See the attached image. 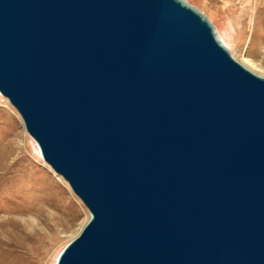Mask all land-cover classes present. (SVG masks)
Returning <instances> with one entry per match:
<instances>
[{"label": "water", "instance_id": "95a60500", "mask_svg": "<svg viewBox=\"0 0 264 264\" xmlns=\"http://www.w3.org/2000/svg\"><path fill=\"white\" fill-rule=\"evenodd\" d=\"M0 96L88 212L55 264H264V77L183 0H0Z\"/></svg>", "mask_w": 264, "mask_h": 264}, {"label": "rangeland", "instance_id": "374dc122", "mask_svg": "<svg viewBox=\"0 0 264 264\" xmlns=\"http://www.w3.org/2000/svg\"><path fill=\"white\" fill-rule=\"evenodd\" d=\"M186 1L228 42L236 62L264 77V0ZM246 61L258 67L250 70ZM34 146L19 115L0 97V151H8L0 169V264H54L88 220Z\"/></svg>", "mask_w": 264, "mask_h": 264}, {"label": "bare ground", "instance_id": "6f19581e", "mask_svg": "<svg viewBox=\"0 0 264 264\" xmlns=\"http://www.w3.org/2000/svg\"><path fill=\"white\" fill-rule=\"evenodd\" d=\"M184 2H186V3H188L186 0H183ZM189 4V3H188ZM214 30H215V33H216V36L218 37V39H219V41L228 49V51L230 52V48L228 47V42H227V44H226V42L220 37V35L218 34V32H217V30L214 28ZM226 40V39H225ZM231 54V53H230ZM232 56V55H231ZM243 63V65L245 66V67H247V68H249L250 70H253L255 67H258L256 64H254V63H250V61H246V62H242ZM1 97V96H0ZM1 98H3V97H1ZM6 100V99H5ZM7 101V100H6ZM9 104V103H8ZM28 136V135H27ZM29 137V136H28ZM31 140H32V138L31 137H29ZM33 141V140H32ZM33 144L35 145L34 147H35V150H36V152H37V154H38V156H40V152H39V149H38V147H37V145H36V143L33 141ZM7 154H8V151L7 150H3V151H0V169L2 168V165H3V161H4V159H5V157L7 156ZM40 158H41V156H40ZM42 160V159H41ZM42 163L43 164H45L44 162H43V160H42ZM46 165V164H45ZM47 166V165H46ZM4 179V178H3ZM62 179V178H61ZM66 184V183H65ZM67 185V184H66ZM68 186V185H67ZM66 246V245H65ZM62 251V250H61ZM60 251V252H61ZM59 252V253H60ZM59 255V254H58ZM58 255H57V257H58ZM57 257H56V259H57ZM55 263H56V260H55ZM54 263V264H55Z\"/></svg>", "mask_w": 264, "mask_h": 264}]
</instances>
